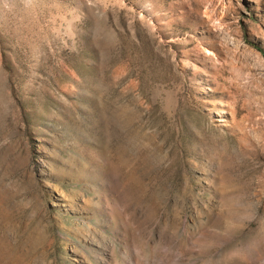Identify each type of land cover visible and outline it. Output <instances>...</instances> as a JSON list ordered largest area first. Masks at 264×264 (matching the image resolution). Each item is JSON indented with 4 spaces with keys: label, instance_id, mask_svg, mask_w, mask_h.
Segmentation results:
<instances>
[{
    "label": "rangeland",
    "instance_id": "1",
    "mask_svg": "<svg viewBox=\"0 0 264 264\" xmlns=\"http://www.w3.org/2000/svg\"><path fill=\"white\" fill-rule=\"evenodd\" d=\"M0 264H264V0H0Z\"/></svg>",
    "mask_w": 264,
    "mask_h": 264
}]
</instances>
